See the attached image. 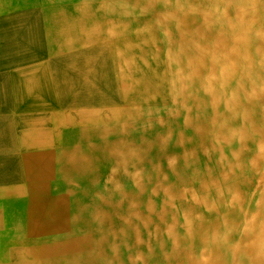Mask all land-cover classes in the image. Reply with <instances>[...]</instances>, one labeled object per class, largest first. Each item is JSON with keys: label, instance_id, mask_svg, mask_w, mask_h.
<instances>
[{"label": "bare ground", "instance_id": "obj_1", "mask_svg": "<svg viewBox=\"0 0 264 264\" xmlns=\"http://www.w3.org/2000/svg\"><path fill=\"white\" fill-rule=\"evenodd\" d=\"M0 264H264V0H0Z\"/></svg>", "mask_w": 264, "mask_h": 264}]
</instances>
